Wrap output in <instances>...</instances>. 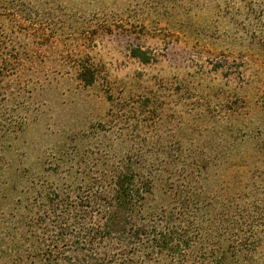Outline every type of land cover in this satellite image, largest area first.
<instances>
[{"label":"rangeland","instance_id":"374dc122","mask_svg":"<svg viewBox=\"0 0 264 264\" xmlns=\"http://www.w3.org/2000/svg\"><path fill=\"white\" fill-rule=\"evenodd\" d=\"M193 1L199 5L194 12ZM23 2L34 15L17 20L34 28L6 49L8 67L1 64L4 45L0 49V219L4 215L8 226L21 184L54 168L65 152L82 155L99 146L102 156L114 142L130 147L102 129L111 125L109 113L118 104L143 95L168 103L161 132L178 147L187 146V136L171 139L169 125L176 134L193 122L201 126L194 136L214 164L205 183L211 197L222 201L218 182L225 178L236 182L239 172L250 180L260 171L257 164L263 168L264 20L255 34L257 27L244 29V20L228 15L229 7L218 18L204 0ZM137 48L147 52L149 63L134 57ZM84 60L99 71L88 87L75 77ZM219 160L229 162L215 166ZM155 199L169 200L159 184ZM1 229L0 250L8 242L0 221Z\"/></svg>","mask_w":264,"mask_h":264},{"label":"trees","instance_id":"16d2710c","mask_svg":"<svg viewBox=\"0 0 264 264\" xmlns=\"http://www.w3.org/2000/svg\"><path fill=\"white\" fill-rule=\"evenodd\" d=\"M23 1L0 0L1 64L7 67L6 49L33 30L17 20L34 15ZM204 2L215 7L218 18L229 7L228 15L244 20V29L257 27L255 34L263 27L264 0ZM191 6L192 12L199 7L194 1ZM22 48L31 51L28 44ZM133 55L151 61L140 48ZM79 62L76 79L92 86L99 71L89 60ZM1 71L0 85L5 83ZM160 99L130 98L109 113L111 125L102 131L116 132L130 147L117 148L114 142L102 156L99 146L82 155L78 149L65 152L54 168L21 184L22 196L14 198L15 211L7 219L11 224L4 215L0 219L8 232L2 264H264V166L257 164L260 171L250 180L237 172L236 182L228 177L218 182L222 201L218 194L211 197L205 183L214 164L194 136L201 126L193 122L189 131L176 134L169 125L171 139L183 142L180 135L187 136V146L170 142L161 132L168 103ZM109 100L114 101L112 95ZM263 159L260 155L262 165ZM158 184L169 200L155 199Z\"/></svg>","mask_w":264,"mask_h":264}]
</instances>
